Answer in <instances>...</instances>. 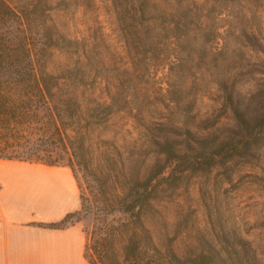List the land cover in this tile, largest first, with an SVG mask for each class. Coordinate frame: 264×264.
<instances>
[{"label": "trees", "instance_id": "1", "mask_svg": "<svg viewBox=\"0 0 264 264\" xmlns=\"http://www.w3.org/2000/svg\"><path fill=\"white\" fill-rule=\"evenodd\" d=\"M263 12L264 0H0V159L67 166L87 192L46 226L92 215L98 264H264L206 185L204 220L177 205L192 177L264 160ZM213 91L219 106L200 113Z\"/></svg>", "mask_w": 264, "mask_h": 264}, {"label": "crops", "instance_id": "2", "mask_svg": "<svg viewBox=\"0 0 264 264\" xmlns=\"http://www.w3.org/2000/svg\"><path fill=\"white\" fill-rule=\"evenodd\" d=\"M79 209L69 167L0 159V264H89L79 224L46 226Z\"/></svg>", "mask_w": 264, "mask_h": 264}, {"label": "rangeland", "instance_id": "3", "mask_svg": "<svg viewBox=\"0 0 264 264\" xmlns=\"http://www.w3.org/2000/svg\"><path fill=\"white\" fill-rule=\"evenodd\" d=\"M262 14L263 21L262 19L261 21L264 25V12ZM105 22H103L104 30L110 35L111 31ZM245 85L247 86L242 87L238 96L246 101L248 98L246 93L247 82ZM217 96L218 93L213 91L210 95L200 98L197 106L200 113H209L211 109L219 106L216 101L212 100L217 99ZM221 112H225L227 116V110L223 109ZM222 120L224 122L223 130H227L232 123L226 118H222ZM256 165L251 167L241 165L230 179H227L225 174H221V169L214 170L207 176L192 177L188 184L179 191L177 205L181 206L184 212L186 210L196 211L199 219L204 220V205L206 202L208 204L210 202L205 198L207 194L202 195L200 189L201 187L205 188L206 185L205 192L210 190L214 195L212 199V202H215L214 205L236 222L245 237L252 243L256 253L264 261V160L258 161ZM75 180L79 195H86L87 192L81 177L78 175ZM74 223L79 224L85 234V257L87 261L91 264H98V254L93 248L92 239V231L95 225L93 216L81 211L70 219L69 224Z\"/></svg>", "mask_w": 264, "mask_h": 264}]
</instances>
